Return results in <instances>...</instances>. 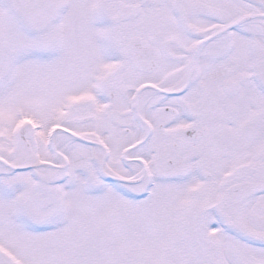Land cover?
I'll return each instance as SVG.
<instances>
[{
	"label": "snow or ice",
	"instance_id": "snow-or-ice-1",
	"mask_svg": "<svg viewBox=\"0 0 264 264\" xmlns=\"http://www.w3.org/2000/svg\"><path fill=\"white\" fill-rule=\"evenodd\" d=\"M0 264H264V0H0Z\"/></svg>",
	"mask_w": 264,
	"mask_h": 264
}]
</instances>
